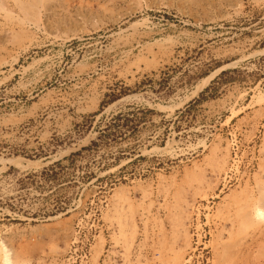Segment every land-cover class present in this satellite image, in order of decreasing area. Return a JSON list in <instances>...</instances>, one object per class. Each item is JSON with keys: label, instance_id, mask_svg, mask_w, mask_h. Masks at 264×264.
Here are the masks:
<instances>
[{"label": "rangeland", "instance_id": "374dc122", "mask_svg": "<svg viewBox=\"0 0 264 264\" xmlns=\"http://www.w3.org/2000/svg\"><path fill=\"white\" fill-rule=\"evenodd\" d=\"M40 3L0 0L18 260L264 264V0Z\"/></svg>", "mask_w": 264, "mask_h": 264}, {"label": "bare ground", "instance_id": "6f19581e", "mask_svg": "<svg viewBox=\"0 0 264 264\" xmlns=\"http://www.w3.org/2000/svg\"><path fill=\"white\" fill-rule=\"evenodd\" d=\"M41 3L44 1V0H39ZM6 3V2H5ZM23 3V2H22ZM21 3V4H22ZM40 3V4H41ZM4 4V3H3ZM20 4V3H19ZM35 5H38V3L36 2ZM17 6V5H16ZM20 6V5H19ZM35 7V6H34ZM2 8V7H1ZM22 8V6H21ZM23 8L26 9L25 6H23ZM6 9V8H5ZM38 9V8H37ZM8 10V9H7ZM32 10V9H31ZM36 10V9H34ZM27 11V10H26ZM9 12V10H8ZM25 12V10H24ZM31 13V11H30ZM29 13V15H30ZM10 14V13H9ZM27 14V12L25 13ZM28 16V14H27ZM27 20V19H26ZM223 67V66H222ZM220 67V68H222ZM220 68H218L217 70H215L214 72H212L210 75L204 77L195 87V89L193 90V93L195 94L196 92H198L199 90H201L203 88V86L205 84H207L209 82V79L218 71H220ZM213 78V77H212ZM192 94V93H191ZM197 95V94H196ZM179 104V103H178ZM183 104V103H181ZM86 143V142H85ZM10 160H15L16 162L18 163H21L22 159L20 158H9ZM5 160V159H4ZM9 161V160H8ZM41 161L38 160V161H34V162H27V164H34L33 166H35V164H40ZM22 164V163H21ZM24 165V166H27ZM37 167V166H36ZM261 204V203H260ZM254 215L256 216V218L259 220V221H263L264 220V206L261 204V205H256L255 206V209H254ZM253 216V215H252ZM8 239V238H7ZM20 260V259H19ZM18 260V257L16 255V252L14 250L13 247L10 246V244H8L6 242V240L3 238V239H0V264H27V260L24 259V261H19Z\"/></svg>", "mask_w": 264, "mask_h": 264}]
</instances>
